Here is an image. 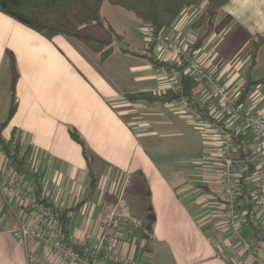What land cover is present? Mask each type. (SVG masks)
Returning <instances> with one entry per match:
<instances>
[{
	"label": "crops",
	"instance_id": "0c3cea01",
	"mask_svg": "<svg viewBox=\"0 0 264 264\" xmlns=\"http://www.w3.org/2000/svg\"><path fill=\"white\" fill-rule=\"evenodd\" d=\"M201 8L196 7L191 17ZM191 10L160 35L187 49L194 38ZM263 34L264 0H229L193 57L231 92L257 82L249 85L242 106L264 116V42L255 61L250 59L252 41ZM152 51L161 62L179 63L156 44ZM10 55L18 73L16 107L0 129V172L12 168L3 143L18 147L23 166L35 175L40 195L60 211L66 210L73 234L97 236L104 213L124 208L125 193L134 181L136 193L148 190L151 211L145 218L154 216L150 230L146 229L148 219L145 224L148 235L140 231L142 224L131 226L127 233L123 250L137 262L258 264L264 210L254 204L237 214L239 226H227L216 130L209 125L199 128L176 101L124 96L125 92L160 94L175 87L172 80L179 73L174 76V68L155 66L121 48L103 62H98V56L89 61L69 38L49 40L0 11V126L11 102ZM127 56L137 62L128 65ZM195 98L212 110L205 85ZM71 130L84 141L88 161ZM253 173L245 179L249 186L254 184ZM132 205L127 202L128 211L120 210L139 219ZM15 227L14 217L0 206V264H27L25 248L13 235ZM37 249L44 253L42 247Z\"/></svg>",
	"mask_w": 264,
	"mask_h": 264
},
{
	"label": "built area",
	"instance_id": "2783aa9c",
	"mask_svg": "<svg viewBox=\"0 0 264 264\" xmlns=\"http://www.w3.org/2000/svg\"><path fill=\"white\" fill-rule=\"evenodd\" d=\"M145 33L148 42L154 40L159 49L170 53L179 62L185 56L187 49L182 44L161 35L155 36L151 25L146 24ZM186 71L204 79L210 96L215 100L210 111L213 121L205 120L197 113L187 98L182 97L176 102L183 112L194 115L199 128L213 126L219 135L223 214L227 226L234 228L240 225L235 219L241 206L238 175L242 164L235 155L229 129L248 131L252 136L255 170L250 195L256 206L264 210V116L246 111L242 104L237 103L238 92H231L220 83L199 59L190 58ZM175 80H172L173 86ZM0 206L16 220L13 235L25 248L27 264H140L123 248L130 227L140 226L141 221L118 208L104 213L102 230L97 236L86 233L77 237L70 231V225L64 231L52 210L38 200L34 180L13 168L9 172H0ZM260 241L264 252V234ZM38 246L43 248V254L38 252ZM258 264H264V258Z\"/></svg>",
	"mask_w": 264,
	"mask_h": 264
},
{
	"label": "trees",
	"instance_id": "16d2710c",
	"mask_svg": "<svg viewBox=\"0 0 264 264\" xmlns=\"http://www.w3.org/2000/svg\"><path fill=\"white\" fill-rule=\"evenodd\" d=\"M104 1L131 12L144 24L151 25L154 29L155 36L160 35L162 30L170 27L184 8L196 5L201 1L206 2L202 11L190 25L191 30L194 31V38L188 45L186 54L182 56L179 63H165L154 58L152 56L153 46L155 45L154 40L148 42L144 53H138L128 48H121V50L136 56L145 57L155 66H166L168 70L174 68L179 73L175 87L160 94L154 92H125L124 96L127 99H143L149 102L167 103L178 101L182 97H185L191 102L194 110L202 115L205 120L213 121L210 116V108L202 107L195 98V93L201 86L205 85V81L187 72L186 65L189 59L193 57V54L202 47L206 39L213 32L218 9L229 0H0V11L49 40L58 36L75 39L90 52L97 54L98 62H103L113 52V43L116 40L122 39V36L116 32L101 13V6ZM263 42L264 34L258 35L252 41L250 58L252 63L255 61L256 51L259 45ZM10 56L11 102L7 117L2 122L0 129L9 122L16 107L14 87L18 73L14 59L12 55ZM251 83L257 82L247 83L240 91L237 103L242 104ZM212 103L214 104L215 100L212 99ZM219 123L222 124L221 122ZM229 130L233 136L235 155L242 164V169L238 175V200L241 202L239 210L245 209L249 211L255 204L250 195L253 185L249 186L245 181L247 176L255 170V161L251 145L252 136L248 131ZM70 135L81 145L83 156L88 161L89 158L84 141L75 130H71ZM3 151L13 169L24 172L34 180L35 193L38 200L52 210L55 218L58 219L63 230L66 231V228L70 225V219L66 210L60 211L40 195L37 180L34 178L35 175L28 172L23 166V158L19 154L18 147L11 149L8 143L4 142Z\"/></svg>",
	"mask_w": 264,
	"mask_h": 264
},
{
	"label": "rangeland",
	"instance_id": "374dc122",
	"mask_svg": "<svg viewBox=\"0 0 264 264\" xmlns=\"http://www.w3.org/2000/svg\"><path fill=\"white\" fill-rule=\"evenodd\" d=\"M205 3H206L205 1H201L200 3H198L196 5L188 6V7L184 8L180 12V14H178L177 17L181 16V14L184 15V12H186V10L192 9L190 11L191 15H189V18H190L192 16V14L194 13L195 8L196 7H202L199 11V13H200L202 11V9L204 8ZM219 10L220 9H218V12H219ZM218 12H217V15H218ZM101 13L107 19V21L113 26V28L116 30V32L122 36L121 40H116L113 43V50L118 51L120 48H128V49L135 51V52H138V53L146 51V48L148 46V39H147L146 33H145L146 24L141 22L131 12H129V11L119 7V6L112 5V4L108 3L107 1H104L102 3ZM199 13H196L193 17H191L192 22L197 18ZM217 15H216V17H217ZM215 20H216V18H215ZM217 20H218V18H217ZM192 22H191V24H192ZM70 40L72 42H74V44L76 46H78L89 57V58L87 57L89 61H93L94 59L97 58V54L90 52L79 41H77L75 39H70ZM126 58L130 59V61L127 62V64L130 66H133L134 63L137 62L136 59L133 57L127 56ZM171 73L177 77V73H178L177 71L172 70ZM238 94H240V91L238 92ZM191 115L194 117L193 114H191ZM211 127L215 130V128L213 126H211ZM132 182L133 183L129 186V188L126 191L125 197H124L123 202H122V203H124V206H123L124 208L123 209L120 208V209L125 212L126 209H129V207L125 208L126 203L132 202L133 205L130 206V208L134 209L137 212L136 215L138 217H140L139 219H140L141 224H142L140 227L139 226L138 227H139V229L143 235H148L149 231L145 230V224L147 222V219L145 217H146L148 211H150L149 208L151 207V204H149V202H148L149 201L148 190L146 189V190H143L141 192L136 193L134 188H132L134 181H132ZM137 195H138V197H137ZM126 211H128V210H126ZM141 211H142V214H141ZM84 234H86V233H84Z\"/></svg>",
	"mask_w": 264,
	"mask_h": 264
},
{
	"label": "water",
	"instance_id": "95a60500",
	"mask_svg": "<svg viewBox=\"0 0 264 264\" xmlns=\"http://www.w3.org/2000/svg\"><path fill=\"white\" fill-rule=\"evenodd\" d=\"M149 210L151 211V207L149 208ZM147 219L150 221L149 223H148V226H147V230H150L151 229V221H153L154 220V216L151 214V215H149L148 217H147ZM259 252H260V258H264V252H263V250L262 249H260L259 250Z\"/></svg>",
	"mask_w": 264,
	"mask_h": 264
}]
</instances>
